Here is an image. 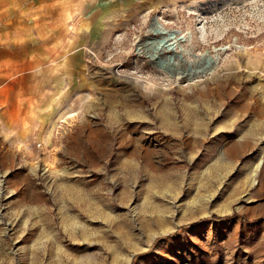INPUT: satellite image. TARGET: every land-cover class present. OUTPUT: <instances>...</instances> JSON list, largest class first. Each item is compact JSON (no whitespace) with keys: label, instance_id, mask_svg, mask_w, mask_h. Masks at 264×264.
Segmentation results:
<instances>
[{"label":"rangeland","instance_id":"374dc122","mask_svg":"<svg viewBox=\"0 0 264 264\" xmlns=\"http://www.w3.org/2000/svg\"><path fill=\"white\" fill-rule=\"evenodd\" d=\"M97 1L52 123L0 121V264H264V0Z\"/></svg>","mask_w":264,"mask_h":264},{"label":"crops","instance_id":"0c3cea01","mask_svg":"<svg viewBox=\"0 0 264 264\" xmlns=\"http://www.w3.org/2000/svg\"><path fill=\"white\" fill-rule=\"evenodd\" d=\"M98 2L95 6H99ZM64 8L65 0H0L1 15L22 17L10 26V32L0 26V101L4 102L0 105V121L4 126L15 127L18 137L36 128L43 131L63 106L64 83L52 80L54 70L56 77L61 70L62 50L61 44L54 41L59 39L61 31L59 18L52 19V15H60ZM69 13L64 42L68 83L71 82L70 65L76 57L72 50L75 40L71 37ZM34 17H37L36 23L32 20ZM55 49L59 50L58 57L51 56ZM50 61L56 63L55 69Z\"/></svg>","mask_w":264,"mask_h":264},{"label":"bare ground","instance_id":"6f19581e","mask_svg":"<svg viewBox=\"0 0 264 264\" xmlns=\"http://www.w3.org/2000/svg\"><path fill=\"white\" fill-rule=\"evenodd\" d=\"M110 90H112V89H110ZM115 91H119L118 89L116 90L115 89ZM107 94L105 95V96H107L109 99H112V98H114V96H115V94H117V93H112V92H106ZM124 94V93H123ZM124 96V95H123ZM119 97H121V96H119ZM107 98V99H108ZM125 101V100H124ZM88 105V100H84V102H83V104H82V106L85 108L86 106ZM122 106H127L124 102H122ZM83 109V108H82ZM108 110H109V113H108V115H109V118H115L116 116H117V114H116V112L114 111V105L112 104V103H110L109 102V104H108ZM81 123V122H80ZM83 123V122H82Z\"/></svg>","mask_w":264,"mask_h":264},{"label":"trees","instance_id":"16d2710c","mask_svg":"<svg viewBox=\"0 0 264 264\" xmlns=\"http://www.w3.org/2000/svg\"><path fill=\"white\" fill-rule=\"evenodd\" d=\"M212 218H214V219H216V218H218V219H222V218H225V217H216V216H214V217H212Z\"/></svg>","mask_w":264,"mask_h":264}]
</instances>
